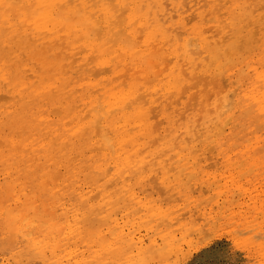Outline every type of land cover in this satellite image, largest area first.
<instances>
[{
    "label": "rangeland",
    "instance_id": "374dc122",
    "mask_svg": "<svg viewBox=\"0 0 264 264\" xmlns=\"http://www.w3.org/2000/svg\"><path fill=\"white\" fill-rule=\"evenodd\" d=\"M190 1L193 0H186L185 4H189ZM194 1L201 2L200 6L195 8L199 9H193L183 15L184 22L186 25L190 20L193 24L197 19L202 22L204 36L209 37L208 42L211 43L212 49H215L218 55L223 57L221 63L224 70L220 74L214 71L209 75L207 69L212 58L206 54L202 55V58L205 57L201 59L203 63L197 65V70L194 71L195 85L196 82L201 81L200 85L197 84V88L195 87L196 90L191 88V93L187 91V88L193 86V81L189 80L181 87L183 88L182 94L169 91L167 98L161 94L160 100L153 105L154 115L152 114V120L147 123V128H140L136 123L137 120H135V124L132 122V125L125 128L130 134L138 136L140 146L135 150H132L131 147L128 148L132 157H139L140 153H144L143 157H139L140 159H155L154 170L161 171V178H165L164 169H167V176L171 178L170 183L175 184L174 173H179L183 169L185 195H190L193 204L188 209L181 208L179 214H174L166 220L160 219L149 223L152 219L147 206L149 203L155 204L159 200L167 208L169 204L179 207L178 202H186L181 198L179 188L169 191V188L166 187L145 185L137 193L142 207L138 206L125 211L123 210L125 206L112 197L101 199L98 186L93 185L97 190L92 192L88 187L81 185L80 190L100 206L98 214L87 223L82 222L76 233L65 234L58 243V246L62 248L57 247L55 254L49 253V258L55 264H93V261L98 258V251L105 249L100 243L101 238L111 245V248L118 246L131 248L137 244L146 246L155 240L158 245L166 243L173 252L182 253L195 240V236L192 234L201 227H207V221L215 224L216 221L212 218L216 216L230 217L231 220H235L232 229H225L224 238L219 240L220 245H227L230 242L246 244L249 237H246L245 233L252 228L256 230L257 234L259 233L260 226L255 217L260 215L261 206L264 205V187H262L264 175H261L258 166L260 145L259 141L255 145L250 143V139H255V137L248 130L247 124L254 117L248 116L242 109L245 107L244 101L247 99L248 93L246 65L249 59L259 62V53L264 49V26L260 23L264 0ZM212 4L217 7L211 9L209 5ZM236 4H244L248 7L244 10L232 7ZM214 10L218 12V16L222 14L219 19L223 22L220 26L225 28L224 30L217 29V24L211 20V12ZM179 19L175 15L171 20ZM205 20L206 24L203 23ZM3 31V35L9 33L10 39L11 31ZM198 33L199 31L191 33L192 39ZM225 37L227 38L224 39ZM28 43L30 42L22 43V49L16 47L13 58L9 57L5 46L0 52V65L7 59L13 77V83L8 86L5 85L3 79H0V96L3 95L0 97V234L3 229L2 213L6 205V192L8 196L23 200L25 199L23 193L27 190L31 194V186L34 184L52 181L59 188L60 180L67 175V166L73 155L71 150H61L62 141L60 138L65 134L71 137L70 130L74 128L75 124L68 113L63 112L58 115L60 113L53 111L60 108L59 104L48 106L49 98L53 95L52 92L46 93L39 99L33 97L35 102L30 106L24 105L23 99L33 91L34 87L38 91L44 83H55L59 87L58 90L53 89L54 94L55 92L60 95L66 94L68 97L75 92V97H80L77 101L73 100L74 97L69 101L78 107V111L84 110L82 112L84 118L90 107L84 108L92 100L102 96V93H96L91 97L87 92L90 84L96 86L98 83H103L102 87L114 88V91L118 92L124 89L131 76L128 68L119 74H114L113 68L108 65L85 68V65L81 63L85 58L81 49L73 52L76 56L70 61H65L66 63L73 62L72 69H69L65 75L57 68L60 63L52 58V55L47 56V61L45 54L41 52V44L38 45L39 55L25 53L29 52L26 50L29 46ZM14 44L11 41L7 43L8 46H14ZM74 59L77 60L74 62ZM168 59H171V54ZM38 64L41 69L38 68ZM166 66L168 67L166 68ZM255 66L253 64V67ZM50 69L54 70L50 71ZM160 69L164 74V79H169L172 64L166 63ZM186 69L187 67L184 66L185 80L191 75V71H185ZM96 70L99 72L94 73ZM82 72H85V75L84 79L80 81L78 77ZM98 73H100L99 76H95ZM177 73L179 74L178 70ZM126 77L127 80H125ZM206 77L209 78L206 79ZM51 78H55V80L49 81ZM221 79L226 81L223 82L224 85ZM68 82L71 84L66 87ZM205 84L208 86L205 87ZM17 85L20 87L17 88ZM160 86H164L163 79L160 81ZM211 95L213 96L211 97ZM230 96L233 97H231L232 100ZM178 99L179 103H177ZM174 101L176 103H173ZM217 106L221 108L217 109ZM231 108L232 110H230ZM188 109L190 110L188 111ZM216 109L217 113H215ZM225 109L230 111L226 113ZM173 113L177 114L178 122L170 124L169 117ZM231 113H235V116L230 117ZM128 115L132 114L128 113ZM153 116L158 117H155V120ZM189 118H191V127L193 129L196 127L195 140L193 135L187 132ZM34 119H37L39 124L37 131L31 127V121L33 122ZM159 121L162 122L161 126H159ZM259 123V120H256L255 126L259 127ZM23 126L26 127V130L23 129ZM44 130L50 132L47 133ZM146 131L148 135H144ZM45 137L49 143L58 142L55 151L50 154L46 153V150L49 149L42 147ZM173 141L176 145H180V148L169 152L168 149L173 146ZM17 146L19 148H16ZM77 151H79L78 148ZM65 152L68 153L67 157L64 155ZM165 152L168 153L167 156L163 155ZM177 152L180 153L179 156ZM62 165L63 167H61ZM253 168L255 170L251 171ZM250 171L251 175H249ZM54 173L56 174L53 175ZM56 175L59 180L54 179ZM123 184L122 179L116 188L122 189ZM8 207H16L15 200H12ZM57 219L63 224L68 218L57 217ZM230 231L233 233L231 237L229 236ZM259 244L260 241L257 240L256 247L248 250H245L244 247H237L236 258L241 264H260L262 257L259 253ZM202 251L203 249H193L188 258L190 260L210 258L207 254L201 256ZM12 258L11 247L0 244V264H8Z\"/></svg>",
    "mask_w": 264,
    "mask_h": 264
},
{
    "label": "snow or ice",
    "instance_id": "6c2138e0",
    "mask_svg": "<svg viewBox=\"0 0 264 264\" xmlns=\"http://www.w3.org/2000/svg\"><path fill=\"white\" fill-rule=\"evenodd\" d=\"M175 7L173 5V8ZM209 7L215 9L217 5L212 4ZM232 7L244 10L248 6L236 4ZM154 8L157 9L156 15H152ZM0 14L8 26L17 17H22L25 22H32L33 34L52 31V24L55 23L60 32L77 38L75 43L85 54L81 61L85 68L88 66L98 68L108 64L112 53L115 52L131 73L129 82L120 92L118 104L122 111L131 113L143 123L152 120L153 105L160 99L161 94L167 98L169 91L174 92L189 80L193 81V87H196L195 70L185 80L183 76L178 75L177 66L183 72L185 65L188 68L194 63L201 65L203 62L200 56L206 54L212 58L207 69L209 75L214 71L220 74L224 70L221 63L223 57L212 49L210 42L204 53L192 51L189 43L192 39L191 33L199 31L200 35H203V25L199 19L194 24L189 21L188 25H185L183 17L179 20H170L167 15L161 16L158 7L151 3L91 0L88 3L72 4L65 0H39L33 4H14L10 0H0ZM38 21L47 22L49 27L42 28ZM203 23L206 24L207 21ZM260 23L264 26V10L261 12ZM5 47L7 48V44ZM199 47L198 44L197 49ZM170 54L171 59H167ZM165 62L172 64L169 79H164V74L160 71L161 65ZM112 63H116L115 59H112ZM253 64L256 66L253 67ZM246 73L248 93L242 111L254 117L247 127L255 137L250 139V143L255 145L259 141L258 166L261 175H264V49L259 53V62L248 60ZM0 79L4 80L6 86L13 83L7 59L0 65ZM162 79L164 86H160ZM58 87L55 83H44L38 91L35 87L33 91L39 99L46 93L53 92V89L58 90ZM188 91L191 93V88ZM99 111V115L96 111L87 114L84 121L72 132L71 137L65 134L60 138L64 147L71 144L73 155L67 166V175L60 180L59 188L52 181L34 184L31 186V194L27 190L23 193L25 197L23 200L8 196L6 192L0 244L12 249L13 258L8 264H55L49 258V253L55 254L58 243L65 234L76 233L82 222L87 223L98 214L100 206L80 190L81 185L88 187L92 192L97 190L93 185L98 186L101 199L112 197L125 206L123 209L125 211L142 207L137 193L145 185L166 187L169 191L179 188L181 198L186 202H178L179 207L169 204L167 208L159 200L155 204L149 203L147 206L152 217L149 223L160 219L166 220L174 214H179L181 208L188 209L193 204L190 195H185L183 169L179 173H174L175 184H171L167 169H164L165 178H161L160 170H154L155 159H140L144 153H140L139 157L126 158L122 151L125 144L122 122L113 124L110 121L113 114L110 109L107 114L104 109ZM228 111L225 109L226 113ZM232 116H235V113H231L230 117ZM256 120L260 122L259 127L255 126ZM169 121L170 124H174L177 121V114L173 113ZM188 125L187 132L193 135L195 140L191 118ZM172 144L169 152L180 148L174 141ZM55 145L56 141L49 143L46 137L42 143V147L49 149L50 153L55 151ZM167 154L163 153L164 156ZM64 155L67 157L68 153L65 152ZM177 155L180 153L177 152ZM254 170L255 168L251 171ZM122 179L123 187L117 189L116 185H119ZM12 200L16 203L14 208L8 207ZM57 217L68 219L61 224ZM212 219L216 223L207 221V227H201L193 233L195 240L182 253L173 252L166 243L158 245L152 240L146 246L137 244L131 248L118 246L99 250L98 258L93 264H241L236 258L238 255L236 248L244 247L245 250L254 248L257 240L260 241L259 253L262 257L260 264H264V205L261 206L260 215L255 217L260 226L259 233L257 234L254 228L249 229L245 233L249 239L243 245L231 242L220 245L219 240L224 238L225 229H232L235 220L220 216ZM232 235L230 231L229 236ZM137 248L140 250L137 251ZM193 249H203L200 255L207 254L210 258L190 260L188 257Z\"/></svg>",
    "mask_w": 264,
    "mask_h": 264
},
{
    "label": "bare ground",
    "instance_id": "6f19581e",
    "mask_svg": "<svg viewBox=\"0 0 264 264\" xmlns=\"http://www.w3.org/2000/svg\"><path fill=\"white\" fill-rule=\"evenodd\" d=\"M10 2L14 3V4H33V3H36V2H39V0H10ZM65 2H69V3H72V4H78V3H88V2H91V0H65ZM128 2L130 3H151L153 5H156L159 9V14L161 16H164V15H167V17L171 20L175 15L177 17H183V15H185L186 13L192 11L193 9H195L196 7H199L200 6V3L201 2H198V1H190L189 4L186 3V0H178V2H175V0H128ZM211 2V1H210ZM173 5H175L176 7L173 8ZM181 5H183V7H181ZM191 5V6H190ZM199 8L195 9V10H198ZM218 12H216L215 10L213 12H211V15H212V19L216 24H217V29H225L223 28L222 25L223 22L220 21L219 19V16L222 15L220 14L219 12V16L217 14ZM30 14V13H29ZM157 14V9L154 8L153 11H152V15H156ZM175 14V15H174ZM223 18V17H222ZM184 19V18H183ZM185 21V19H184ZM191 21V20H190ZM19 22V23H18ZM38 23H40L41 27L42 28H46V27H49V25L47 24V22L45 21H38ZM185 23V22H184ZM186 25V24H185ZM15 28H18V29H15ZM33 29H34V24L32 22H25L24 19L22 17H17V19H14L12 20L11 22V25L8 26L6 25V22L2 16V14H0V52H2L4 46L8 43V42H14V46L13 45H7V52H9V57L10 58H13V56L15 55V51L14 49L16 47H18L19 49H22L21 46H22V43H25L26 41H29L30 43H28V47L26 50H29V52H25V53H31V54H35L36 56L39 55L40 51L38 50V45L41 44V47H42V50L41 52H43L46 56V59L48 61V58L47 56L50 54L52 55V58L56 59L60 64H58L57 68H59L62 72V74H67L69 71V69H72V66H73V62L72 63H66L65 61H70L74 56H76V54H73L74 51L76 50H80V47L75 43L76 41V37L75 36H69L67 35L66 33H62L58 30V25H56L55 23L52 24V31H49V32H40V33H36V34H33ZM228 29V28H227ZM3 30H6V31H11L12 33V36L10 37L9 39V33L4 34V31ZM209 31V30H208ZM206 31V32H208ZM38 37H42V38H38ZM208 38L209 37H206L204 36V32H203V35L201 36L200 35V32L198 33V35L196 34V36L193 37V39H191L189 41L190 43V46L192 48V51L193 52H199V53H204V49L205 47H207L208 45ZM227 37H225L224 39H226ZM199 44V49H197V45ZM5 49V50H6ZM56 50V51H55ZM49 51V53H48ZM78 54V53H77ZM1 55V54H0ZM81 55V54H80ZM24 57V56H23ZM205 58V57H204ZM202 58V55L200 56V59H204ZM112 59H115L116 63H112ZM168 59V58H167ZM77 59H74V62L76 61ZM167 62H165L164 64L161 65V67L163 65H166ZM108 64H110L113 68V73L114 74H119L121 73L122 71H124L127 66L120 60V57L115 53L113 52L112 53V57L108 60ZM106 64V65H108ZM119 65V67L117 66ZM38 68L41 69V67L39 66V64L37 65ZM168 66H166L167 68ZM185 67H187L185 65ZM21 69V66L19 67ZM36 68V67H35ZM199 68V67H198ZM107 69V68H106ZM54 69H50V71H52ZM87 70V69H86ZM108 70V69H107ZM177 70L179 71V76H183V72L180 71V67L177 66ZM193 70H197V64H192V67L191 68H188L185 70V71H191V75L193 74ZM105 71V70H104ZM127 71V70H126ZM161 71V69H160ZM167 71V70H166ZM79 72V71H77ZM96 72H99V71H95L94 73ZM107 72V71H106ZM105 72V73H106ZM110 72V70H109ZM130 72V71H128ZM162 72V71H161ZM185 73V72H184ZM22 74V73H20ZM100 73L98 74H95V76H99ZM104 74V73H103ZM108 74V72H107ZM84 75H85V72H82L81 73V76L78 77V79L83 80L84 78ZM93 75V74H92ZM106 75V74H105ZM186 75V74H185ZM196 75V74H195ZM199 75V73H198ZM30 76V75H29ZM126 76V75H125ZM128 76V75H127ZM77 77V76H76ZM118 77H122V76H118ZM117 77V78H118ZM184 77V76H183ZM199 78V77H197ZM196 78V79H197ZM209 77H206V79H208ZM201 79V77H200ZM199 79V80H200ZM203 79V78H202ZM223 79V78H222ZM221 79V80H222ZM55 80V78H51L49 79V81H53ZM127 80V77L126 79ZM129 80V79H128ZM204 80V79H203ZM227 80V79H226ZM115 81V80H114ZM124 81V80H123ZM206 81V80H205ZM201 81H199L198 83L196 82V86L197 84L200 85ZM222 84L224 85V83L226 81H221ZM224 82V83H223ZM123 83V82H122ZM208 83V82H207ZM206 83V84H207ZM51 84V83H50ZM71 83H66V87H69ZM125 84V83H123ZM205 84V85H206ZM108 85V84H107ZM103 86V83H98L96 86H92V84H90L88 87V94H90V96L92 97L93 94H96V93H102V96L100 98H97L96 100H92L88 106H86L84 109L89 108L88 110V114L92 113L93 111H96L97 115L100 114V109H104L105 111V114H107V111L110 109L112 111V115L110 116V121L113 123V124H117L119 122H122L123 124V137H124V141H125V144H124V147L122 148V151L124 153V156L127 158V157H132V154H131V151L128 150L129 147L132 148V150H135V148L139 147V141L137 139L138 136H135V134H130V132L128 130H125V128H128L130 125H132V122H134L135 124V120H137L133 115H128L127 112H124L121 110V107L119 106L118 104V101L120 99V92L123 91H118V92H115L114 91V88H108V87H102ZM208 85H206L205 87H207ZM226 86V85H225ZM17 88H19L20 86L17 85L16 86ZM190 88H195V87H190ZM197 88V87H196ZM195 88V90H196ZM223 88H225L223 86ZM96 89V91H95ZM98 89V90H97ZM183 88H177L175 91L177 92V94H180L181 93V90ZM226 90V88H225ZM187 91H188V88H187ZM235 91V90H234ZM54 92H52L53 94ZM187 93V92H186ZM197 93V92H196ZM75 92H73L70 96H66V94H63V95H60V94H53L51 96V98H49L50 102L48 103L50 107H52V105H55V104H59L60 105V108L57 109V110H53V111H56L60 114L58 115H61V113L65 112V113H68L69 117L72 119V122L73 124H75L74 128L71 131L74 132L76 127L84 121L85 117L83 118L82 117V112L84 111H78V107L74 106L71 104V102L69 101L71 98L74 97V101H77L79 98L78 97H75ZM182 94V93H181ZM233 94V93H232ZM184 95V94H183ZM234 95V94H233ZM3 96V95H2ZM0 96V97H2ZM94 96V95H93ZM99 96V95H98ZM213 95H211L212 97ZM5 97V96H4ZM33 97H36L35 95V92L32 91L30 93H28V96L26 98H24V105H33L35 100H33ZM232 96H230L231 98ZM82 98V97H81ZM182 98V97H180ZM184 98V97H183ZM233 98V97H232ZM231 98V100H232ZM2 99V98H1ZM9 100V99H8ZM160 100V99H159ZM210 100V99H209ZM208 100V101H209ZM230 100V101H231ZM43 101V100H42ZM203 101V99H202ZM44 102V101H43ZM173 103H176L175 101ZM172 103V104H173ZM177 103H179V99L177 101ZM196 103V102H195ZM193 103V104H195ZM228 103V102H227ZM222 104V103H221ZM230 104V103H229ZM180 105V104H179ZM192 105V104H191ZM191 105H189L191 107ZM220 105V104H219ZM221 106V105H220ZM226 106V105H225ZM223 106V107H225ZM187 107V106H186ZM196 107V106H195ZM222 107V108H223ZM227 107V106H226ZM225 107V108H226ZM232 107V106H231ZM218 108H221V107H218L217 106V109ZM233 108V107H232ZM232 108L230 110H232ZM158 109V108H157ZM209 109V108H208ZM215 110V113L218 112V110ZM156 111V109H153V111ZM190 109H188L189 111ZM229 110V111H230ZM187 111V112H188ZM213 111V110H212ZM211 111V112H212ZM155 113V112H154ZM158 113V112H157ZM52 114V113H51ZM153 114V112H152ZM185 114V113H184ZM154 115V114H153ZM189 115V114H188ZM56 116V115H55ZM155 119L156 116H153ZM158 117V116H157ZM156 117V118H157ZM222 117V115H221ZM55 118V117H54ZM200 118V117H199ZM89 119H91V117L89 116ZM184 119V118H183ZM201 119V118H200ZM156 120V119H155ZM162 121V120H161ZM161 121L159 126H161ZM199 121V120H198ZM178 122V121H177ZM176 122V123H177ZM137 124H139V127L140 128H147L148 127V124L147 123H143L139 120L136 121ZM212 123V122H211ZM228 123V122H227ZM70 124V123H69ZM157 124V125H158ZM215 124V123H214ZM229 124V123H228ZM199 125V124H198ZM156 127V125H154ZM225 126V125H224ZM223 126V127H224ZM237 126V125H236ZM31 127H33V130L34 131H37L39 129V124H38V121L37 119H34L33 122L31 121ZM205 128V127H204ZM23 129L26 130V127L23 126ZM160 129V128H159ZM158 129V130H159ZM196 129V127L194 128ZM226 130V129H225ZM45 131V130H44ZM224 131V130H223ZM47 132V131H45ZM50 132V131H49ZM47 132V133H49ZM159 132V131H158ZM144 135H148L147 131L144 133ZM49 136V135H48ZM223 136V135H222ZM159 139V138H158ZM157 140V139H156ZM188 140V139H187ZM154 143V142H153ZM56 145H58V142H56ZM55 145V146H56ZM61 147V150L62 151H65V150H71L72 151V146L71 144H69L67 147H64L61 143L60 145ZM86 147V145H85ZM152 147V146H151ZM16 148H19V146H17ZM79 150V148H78ZM46 153H49V150H46ZM215 153V152H214ZM171 156V155H170ZM34 167V166H33ZM56 173H54L53 175H55ZM61 176V175H60ZM54 177H57L54 176ZM62 177V176H61ZM171 179V178H170ZM56 180V179H55ZM59 180V179H58ZM154 195V194H153ZM105 229V228H104ZM131 229V228H130ZM193 235V234H192ZM102 240H100V243L104 246V248H108V247H111V245H109L108 243H106L105 240H103V238H101ZM159 240V239H158ZM58 248H62L61 246H57Z\"/></svg>",
    "mask_w": 264,
    "mask_h": 264
}]
</instances>
